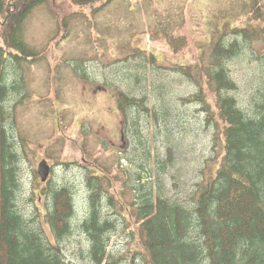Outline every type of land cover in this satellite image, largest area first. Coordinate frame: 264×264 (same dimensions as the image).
<instances>
[{"label": "rangeland", "instance_id": "rangeland-1", "mask_svg": "<svg viewBox=\"0 0 264 264\" xmlns=\"http://www.w3.org/2000/svg\"><path fill=\"white\" fill-rule=\"evenodd\" d=\"M20 34L42 56L5 66L19 85L3 102L18 207L54 242L40 220L44 193L65 186L73 203V229L60 243L67 264H92L80 224L93 200L115 225L108 260L151 264L136 216L142 196L192 206L221 163L224 125L204 82L215 42L234 44L222 63L240 108L253 113L264 91V0H112L95 13L50 0ZM199 91L202 103L192 101ZM119 93L143 104L119 109Z\"/></svg>", "mask_w": 264, "mask_h": 264}, {"label": "trees", "instance_id": "trees-1", "mask_svg": "<svg viewBox=\"0 0 264 264\" xmlns=\"http://www.w3.org/2000/svg\"><path fill=\"white\" fill-rule=\"evenodd\" d=\"M49 1L0 0V264H67L60 243L73 229L72 196L65 186L45 190L48 207L40 220L48 226L51 242L18 207V156L3 124V102L11 89L19 88L7 81L5 66L42 56L22 40L20 30L29 13ZM71 1L95 13L112 0ZM234 53V44L217 41L205 67L212 109L224 125L221 163L192 206L147 194L137 208L151 264H264V91L253 113L240 108L230 94L235 83L222 63ZM116 96L119 109L142 103L122 93ZM192 98L204 102L201 91ZM80 226L88 240L87 259L116 264L107 251L115 225L102 217L95 200Z\"/></svg>", "mask_w": 264, "mask_h": 264}, {"label": "water", "instance_id": "water-1", "mask_svg": "<svg viewBox=\"0 0 264 264\" xmlns=\"http://www.w3.org/2000/svg\"><path fill=\"white\" fill-rule=\"evenodd\" d=\"M50 172V166L45 159L39 161L37 165V173L41 181H46Z\"/></svg>", "mask_w": 264, "mask_h": 264}]
</instances>
